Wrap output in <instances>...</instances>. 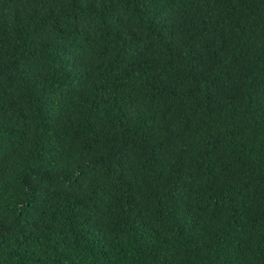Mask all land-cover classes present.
<instances>
[{"label":"trees","instance_id":"1","mask_svg":"<svg viewBox=\"0 0 264 264\" xmlns=\"http://www.w3.org/2000/svg\"><path fill=\"white\" fill-rule=\"evenodd\" d=\"M0 264H264V0H0Z\"/></svg>","mask_w":264,"mask_h":264}]
</instances>
